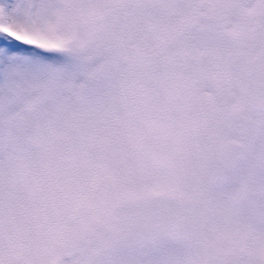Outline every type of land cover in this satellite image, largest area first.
<instances>
[{
	"label": "snow or ice",
	"instance_id": "1",
	"mask_svg": "<svg viewBox=\"0 0 264 264\" xmlns=\"http://www.w3.org/2000/svg\"><path fill=\"white\" fill-rule=\"evenodd\" d=\"M0 264H264V0H0Z\"/></svg>",
	"mask_w": 264,
	"mask_h": 264
}]
</instances>
